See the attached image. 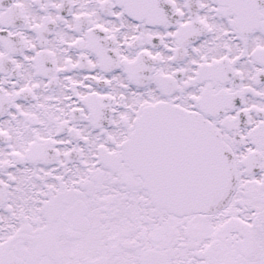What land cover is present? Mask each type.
<instances>
[{
    "label": "snow or ice",
    "instance_id": "snow-or-ice-1",
    "mask_svg": "<svg viewBox=\"0 0 264 264\" xmlns=\"http://www.w3.org/2000/svg\"><path fill=\"white\" fill-rule=\"evenodd\" d=\"M0 264H264V0H0Z\"/></svg>",
    "mask_w": 264,
    "mask_h": 264
}]
</instances>
